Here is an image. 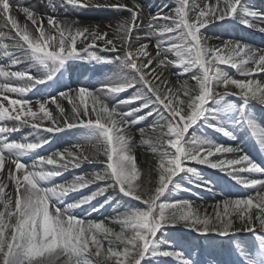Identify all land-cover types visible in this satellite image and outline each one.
<instances>
[{
	"label": "snow or ice",
	"instance_id": "obj_1",
	"mask_svg": "<svg viewBox=\"0 0 264 264\" xmlns=\"http://www.w3.org/2000/svg\"><path fill=\"white\" fill-rule=\"evenodd\" d=\"M61 4L126 9L130 19L117 27V44L106 39L107 33L73 27L78 21L61 22L49 15L45 22L44 16L28 7L19 9L26 17L21 25L11 15V0H0V16L6 21L2 26H11L9 32L0 31V58L10 61L8 66H0V122H12L0 123V172L6 162L14 165L7 179L15 189L14 195L6 192L8 184L0 180V264H169V258L178 264H194L166 236V230L177 225L201 236L251 233L254 243L250 250L236 244L239 264H264V178L253 175L264 177V166L239 147L215 142L207 131L190 135V130L199 127L236 140L239 130L264 153V125L253 112L254 105L264 106V82L253 78L264 73V50L229 40L210 47L201 32L210 23L238 20L264 33V14L246 7L242 0L206 2L198 11L189 0H176L172 14L153 16L148 26L151 31L143 38L137 35L134 46L133 32L140 13L135 0L131 7L95 0H61ZM190 12L195 13L194 19ZM150 45L155 48L154 55ZM97 48L119 54L108 60L92 50ZM76 61L114 63L118 71L99 87L81 84L59 91L57 95L71 105L70 115H65L57 95L41 97L34 106L25 98L33 89L42 91L37 85L58 80L69 62ZM21 64L26 67H16ZM168 65L190 74L194 84L185 80L177 88L162 89L161 83L167 81L156 83L162 75L157 69ZM222 65L234 69L235 75ZM129 89L135 91L121 98ZM9 93L16 98H10ZM227 97H236L237 102ZM49 104L56 105L59 117L49 110ZM149 117H155L153 130L159 129L155 142L159 146L153 147L158 179L151 190L136 183L140 172L132 140L126 134L130 126ZM25 127L38 130L37 137L9 138ZM78 128L86 131L83 141L48 156L39 153L49 143L39 136V130L61 133ZM84 149L91 151L86 154ZM231 153L237 154L235 158L211 159ZM26 156L33 158L31 164L23 159ZM84 162L104 167L88 176L75 175L71 181H56ZM191 163L226 173L237 185L255 190V197L249 194L223 200V212L217 211L215 219L201 216L190 201L164 202L161 198L166 193L184 190L177 182L181 174L190 183L199 182L197 187L212 190L211 181L189 166ZM244 173L249 175H240ZM97 182L103 183L83 194V189ZM109 189L143 205L128 204L118 213L111 222L119 225V231L105 221L76 213L88 208L89 216L99 212L113 200V195H106ZM74 193L79 197H73ZM98 197H104L103 203L93 204ZM233 216L240 222L239 228Z\"/></svg>",
	"mask_w": 264,
	"mask_h": 264
},
{
	"label": "rangeland",
	"instance_id": "obj_2",
	"mask_svg": "<svg viewBox=\"0 0 264 264\" xmlns=\"http://www.w3.org/2000/svg\"><path fill=\"white\" fill-rule=\"evenodd\" d=\"M250 1V2H248ZM253 1V3H252ZM242 0V3L251 8L258 13L264 14V0ZM96 3L104 4H126L128 7L132 6L133 0H95ZM135 2L140 6L139 20L137 22V27L133 32V41L135 45V37L138 35L141 38L145 37L151 30L149 29V23L152 22V17L159 15H168L172 14L173 9L176 7V0H135ZM213 4L215 0H189L190 5H195L196 11L200 8H203L205 3ZM256 4V5H255ZM65 11L69 14L65 17L60 15V12ZM51 16L57 17L61 22H71L78 21L77 24L73 27H87L89 30H97L100 33H107L106 39H112L117 44L120 41L117 39L118 33L116 32L117 27L125 20L130 19V13L126 9L120 8H94V7H72L67 5H62L61 0L55 2L51 6ZM45 17L46 15H42ZM1 17V16H0ZM195 13L190 12V18L194 19ZM163 23V21H159ZM30 24V22H29ZM31 26V24H30ZM264 26V25H261ZM203 35L207 38V44L213 47L222 46L223 42L226 40L229 41H240L244 44L250 45L254 49H264V33L253 29L245 27L240 24L238 20H228L224 22L210 23L208 26L201 30ZM6 42V41H5ZM147 42V40H143ZM7 43V42H6ZM100 47H103V42H97ZM82 47V45H80ZM96 51L98 55L107 58L108 60H113L114 57L119 53H111L107 51H100V48L92 49ZM149 51L155 54V48L150 45ZM171 59L175 57L171 56ZM3 63H0V66H8L10 61L5 57ZM26 64H21L16 67L24 68ZM155 67V64L153 65ZM227 71L235 75V70L228 68L227 66L222 65ZM118 69L114 63H95L87 61H76L69 62L66 66L63 75L59 76L58 80L48 82L47 85H37V89L42 91H37L33 89L28 92L26 99L32 100L34 106L35 100L41 97H50L52 95H57L59 91H65L68 88H76L81 84L88 85L90 87H99L100 84L106 81L107 78L113 77L117 73ZM157 73H162L161 80L156 81V83H161V81H167L166 84L161 83L162 89L167 88H177L185 80L190 84H194V81L190 79V74L183 73L182 69L173 65H168L166 67H161L157 69ZM236 78L244 79V77L237 76ZM255 79H259L264 82V73L254 74ZM221 91L223 89H220ZM135 90L129 89L128 92L122 93L121 98L131 95ZM10 98H16L15 94L9 93ZM57 99L61 106L65 108V115H70L71 105L67 100L61 99L57 95ZM226 99L237 102L236 97H227ZM5 106H7V101H2ZM130 106H125V108ZM48 108L53 112L54 116L59 117V113L56 111V105L49 104ZM35 110V108H34ZM253 112L261 125H264V106L258 104L254 105ZM63 117H60L62 122ZM155 117H149L146 120L140 122L137 125L130 126L127 131V135L132 140V154L135 157L138 171L140 172V177L136 183L140 184L143 188L151 190L155 187L156 180L158 175L156 172L157 164V153L153 151V147H158L155 142L159 136V129L153 130L151 125L154 122ZM0 123H12V122H0ZM47 124V122H45ZM139 129H144L143 133ZM207 131L210 135V138L214 139L215 142L224 144L225 146L239 147L243 149V152L247 153L254 161L264 166V153H261L258 149V146L254 143L252 139L249 138L243 131H236V140H229L227 137H223L221 134L212 133L211 130L201 129L199 127L190 130V134L195 133L199 135L201 131ZM38 130L32 129L30 127L22 128L19 132L12 133L9 137L10 139L21 140L24 137L29 139H35L37 137ZM65 132V131H64ZM48 133L49 136L46 138L49 140V143L44 145L39 149V153L44 156L53 154L56 151H63L66 148H71L73 144L78 141H83L84 139V129H73L71 135L66 133ZM45 134L42 130H39V136L42 137ZM74 136V137H71ZM150 141V142H149ZM75 151V149H72ZM87 154L91 149H84ZM237 154H220L214 156L211 159H231L235 158ZM27 163H32V157L26 156L23 158ZM103 159V157L101 158ZM189 166L194 167L200 175L211 181L210 187L211 191H208L207 188L200 186L197 187L199 182H189V178L186 175H181L177 179V182L180 184L181 189L184 190H172L169 193H166L161 199L164 202H175L179 200H187L192 202V205L195 209L199 211L201 216H207L215 219L216 212H223L222 201L225 199H232L237 197H246L251 194L255 197V190L253 189H244L242 186L237 185L233 179H231L226 173L221 172L217 169L208 168L206 165H198L191 163ZM104 167L100 163H88L84 162L79 168L72 169L69 168L68 171H65L61 177H57L56 181L63 183L65 181H71L75 175H86L90 173L99 171ZM10 168H14V165H11L9 162L5 163V168L3 172H0V180H3L8 184V188L5 189L6 192H10L14 195L15 189L11 184V181L7 179L8 171ZM213 171V172H212ZM247 176L249 174L244 173L240 174ZM257 178L259 174H253ZM180 181V182H179ZM103 182H97L96 184L90 185L88 188L82 190L83 194H88L90 191L96 190L98 185ZM107 194L113 195V200L110 204H106L104 208L100 209L99 212H93L91 215H88V211H83L77 209L76 213L79 216H83L89 219L102 220L113 227L115 230L119 231V225L112 223L111 221L115 219L119 212L123 211L125 207H122L117 203L120 199H125L130 204H135L137 206L143 207L139 202L131 201L129 198L122 197L117 193H113L109 189ZM73 197L78 198L79 194H72ZM104 197H98L97 201H93V204L103 203ZM68 202H71V197L68 198ZM220 204L219 207L217 205ZM256 209H253V213ZM235 221V227H240V222L236 219L235 216L232 217ZM172 228H177L182 232V234L188 235L191 234L196 237H203L197 232L191 230L190 228H185L183 225H177L175 227H169L166 230L167 238L173 242V246L179 247V250H182L185 254V257L191 261H194V264H239V255L236 251V244H240L242 247L251 249L252 244L254 243V237L251 233L237 232L234 236L229 237H220L214 233H209L211 236L217 237L219 240L225 241L226 246L225 252H219L216 248H209L205 254H201L200 250L196 245H184L180 244L177 234L172 232ZM208 234V235H209ZM169 264H178L177 261L171 260L169 258Z\"/></svg>",
	"mask_w": 264,
	"mask_h": 264
},
{
	"label": "bare ground",
	"instance_id": "obj_3",
	"mask_svg": "<svg viewBox=\"0 0 264 264\" xmlns=\"http://www.w3.org/2000/svg\"><path fill=\"white\" fill-rule=\"evenodd\" d=\"M55 2H58V0H11V4L13 6L12 9H11V15L16 17L18 19L19 23L21 25H23L26 22V17H25V15H24V13L22 11H19L20 8L28 7L29 9H33V10L37 11L41 15L49 16L50 12H51V6ZM248 2H250V1H248ZM252 3H253V1H252ZM68 14H69L68 11L67 12H65V11L60 12V15L62 17H65ZM4 24H6V21L1 16L0 17V31L9 32L11 26L9 25L7 28H4L2 26ZM28 24H29V22H28ZM29 26H30V24H29ZM11 34L14 35V33H11ZM5 41L7 43H9V44L12 43L10 40H7V39H5ZM257 50H264V49H257ZM4 58L5 57L0 58V63H3V61L5 60ZM23 67H26V65H24ZM33 71H34V69H33ZM72 131H73V129H65L64 133H66L67 135L70 136ZM83 134L85 135L86 131ZM47 136H49V134L45 133L42 137H47ZM71 137H74V136H71Z\"/></svg>",
	"mask_w": 264,
	"mask_h": 264
},
{
	"label": "trees",
	"instance_id": "obj_4",
	"mask_svg": "<svg viewBox=\"0 0 264 264\" xmlns=\"http://www.w3.org/2000/svg\"><path fill=\"white\" fill-rule=\"evenodd\" d=\"M208 46L213 47L211 45H208ZM138 87H139V85H138ZM183 175H185V174H183ZM118 203L122 207H127L128 204H130L125 199H120ZM253 214H255V212ZM172 232L177 234L179 239L182 242L184 241V243L186 242L187 245H193V244L197 245L198 249L202 253L206 252L207 249L209 248V246L219 247L218 246L219 244L222 246H225V241L219 240L215 236H211L210 234L203 236V237H196V236H193L191 234H188V235L182 234V232H180V230H178L177 228H172ZM221 249H223V248L221 247Z\"/></svg>",
	"mask_w": 264,
	"mask_h": 264
}]
</instances>
